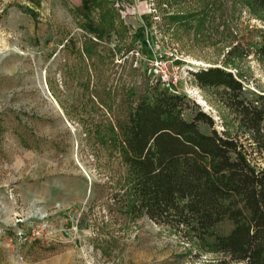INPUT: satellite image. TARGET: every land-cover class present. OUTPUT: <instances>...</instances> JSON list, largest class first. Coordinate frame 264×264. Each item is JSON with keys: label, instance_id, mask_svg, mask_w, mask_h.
<instances>
[{"label": "rangeland", "instance_id": "1", "mask_svg": "<svg viewBox=\"0 0 264 264\" xmlns=\"http://www.w3.org/2000/svg\"><path fill=\"white\" fill-rule=\"evenodd\" d=\"M90 1L0 0V264H235L126 213L117 142L126 91L156 84L154 56L177 75L186 120L200 110L217 132L235 134L216 91L192 74L222 68L240 78L246 100L264 105V58L252 55L264 13L246 0H94L104 26L95 41L85 27ZM109 34L111 55L101 52ZM251 158L264 168V155Z\"/></svg>", "mask_w": 264, "mask_h": 264}, {"label": "trees", "instance_id": "2", "mask_svg": "<svg viewBox=\"0 0 264 264\" xmlns=\"http://www.w3.org/2000/svg\"><path fill=\"white\" fill-rule=\"evenodd\" d=\"M246 2L264 13V0ZM100 18L112 20V11ZM252 55L264 58V30ZM192 75L197 87L216 91L238 131L217 132L200 110L186 120L188 103L158 83L146 82L137 96L126 91L117 142L128 175L126 213L183 231L235 264H264V168L251 158L264 155V105L246 100L240 78L222 68ZM224 222L230 232L217 235Z\"/></svg>", "mask_w": 264, "mask_h": 264}, {"label": "built area", "instance_id": "3", "mask_svg": "<svg viewBox=\"0 0 264 264\" xmlns=\"http://www.w3.org/2000/svg\"><path fill=\"white\" fill-rule=\"evenodd\" d=\"M138 57L139 53H135ZM142 58V57H141ZM149 75L156 81L162 88L166 89L173 95H180L179 80L177 75L167 67L161 56H154L148 60Z\"/></svg>", "mask_w": 264, "mask_h": 264}, {"label": "crops", "instance_id": "4", "mask_svg": "<svg viewBox=\"0 0 264 264\" xmlns=\"http://www.w3.org/2000/svg\"><path fill=\"white\" fill-rule=\"evenodd\" d=\"M94 0H91L90 3H88V7L86 9V14L84 15L85 16V20H86V30H87V33L89 34L90 36V39L92 40H99L102 36H104V26H100L99 22H97L96 18H95V15H93L92 11H90V6L92 4ZM130 2H137V1H141V0H129ZM140 34H142V32L140 31ZM113 35L112 34H109V35H106L103 40H104V43H103V46H102V49H101V52L102 53H106L108 55H111L114 53V50H113V47L111 48V45H112V42H113ZM116 38V37H115ZM69 45V44H72L74 47H75V44H74V40L70 39V40H67L65 45ZM76 48H74L75 50Z\"/></svg>", "mask_w": 264, "mask_h": 264}, {"label": "bare ground", "instance_id": "5", "mask_svg": "<svg viewBox=\"0 0 264 264\" xmlns=\"http://www.w3.org/2000/svg\"><path fill=\"white\" fill-rule=\"evenodd\" d=\"M198 100H199V99H198ZM198 100H197V101H198ZM199 104L204 105L205 103H204L203 101L200 100Z\"/></svg>", "mask_w": 264, "mask_h": 264}]
</instances>
